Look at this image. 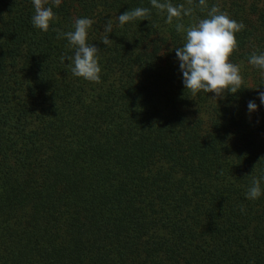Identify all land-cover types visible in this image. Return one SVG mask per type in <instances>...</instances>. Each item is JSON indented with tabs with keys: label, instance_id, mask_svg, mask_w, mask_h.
I'll list each match as a JSON object with an SVG mask.
<instances>
[{
	"label": "trees",
	"instance_id": "16d2710c",
	"mask_svg": "<svg viewBox=\"0 0 264 264\" xmlns=\"http://www.w3.org/2000/svg\"><path fill=\"white\" fill-rule=\"evenodd\" d=\"M160 2L192 15L168 24L150 0H48L45 33L32 0H0V264H264V72L249 63L264 53V0ZM212 6L245 25L230 58L243 84L220 98L187 91L175 53L176 25ZM135 8L146 20L121 27ZM79 18L93 21L99 84L61 61L75 50L58 32Z\"/></svg>",
	"mask_w": 264,
	"mask_h": 264
},
{
	"label": "clouds",
	"instance_id": "9594fccd",
	"mask_svg": "<svg viewBox=\"0 0 264 264\" xmlns=\"http://www.w3.org/2000/svg\"><path fill=\"white\" fill-rule=\"evenodd\" d=\"M201 9L207 7L206 0H198ZM35 14L32 17V23L35 28L47 33L50 23L54 21L55 15L52 7H46L48 0H32ZM55 6H59L61 0H52ZM151 6L161 12L167 13L166 23L172 24L174 18L192 15L193 9H185L183 5L173 6L168 2L160 0H150ZM192 3V0H189ZM149 15L147 8H135L124 12L118 16L120 26H124L130 21L136 19L146 20ZM93 21L88 18H79L74 22V30L67 33H59L57 38H66L75 50L74 55L70 57H61L71 61L69 65L73 76L83 78L86 81L101 83V68L98 63V52L94 45L87 43L88 31ZM245 25L231 19L227 13H223L217 6H212L207 13V18L199 20L187 29L183 24H177L178 32H184L185 43L182 47L175 49L176 56L179 60L180 71L183 74V84L187 91L193 96L198 92L214 94L215 98L223 97L226 92L236 94L242 84L243 78L240 75L239 65L230 61L231 56L236 51L238 42L236 33L243 30ZM54 31H58L53 29ZM112 21L108 20L104 27V38L102 43L108 46L112 40L108 38L112 33ZM249 63L264 72V53H253ZM214 99V98H213ZM259 99L264 104V92H260ZM250 113L257 111V105L253 101L248 102ZM261 181H253L247 197L255 200L261 196Z\"/></svg>",
	"mask_w": 264,
	"mask_h": 264
}]
</instances>
